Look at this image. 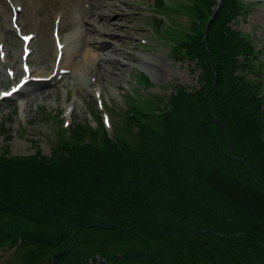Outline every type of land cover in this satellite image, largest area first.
<instances>
[{"label":"trees","instance_id":"16d2710c","mask_svg":"<svg viewBox=\"0 0 264 264\" xmlns=\"http://www.w3.org/2000/svg\"><path fill=\"white\" fill-rule=\"evenodd\" d=\"M202 45L210 65L201 74L213 86L192 99L198 107H187L191 95L178 102L182 111L177 113L180 120L174 126L178 133L174 138L183 153L173 155L172 164L183 180L177 181L167 155L152 135L145 140L156 144L149 145V155L157 166L135 167L133 171L126 165L124 183L117 178L116 164L115 169L103 173L97 156L86 158L94 163L82 173L71 170L64 174L65 195L59 194L53 181L44 184L30 174L20 176V168L17 172L0 169V176H14L0 177V188L11 206L0 215L4 219L0 223L25 216L17 207L59 216L55 207L70 205L83 212L84 221L107 225H118L114 221L121 220L123 214L134 216L133 225L157 232L149 234L151 244L181 248L195 264H264V139L253 132L248 120L252 117L246 118L232 101L239 90L229 76L233 77L238 63L232 59L234 48L226 50L225 29L213 22ZM235 54L248 57L246 51ZM196 60L201 64V56ZM94 175L99 180H93ZM41 188L46 191L40 192ZM52 191L54 195L49 196ZM63 198H68V204ZM9 230L10 236L11 227ZM26 243L32 256L55 249L44 242L37 248L35 237H28Z\"/></svg>","mask_w":264,"mask_h":264},{"label":"rangeland","instance_id":"374dc122","mask_svg":"<svg viewBox=\"0 0 264 264\" xmlns=\"http://www.w3.org/2000/svg\"><path fill=\"white\" fill-rule=\"evenodd\" d=\"M100 1L103 0H80L71 6V11L63 12L62 10L68 3L66 1L32 0L34 11L28 17V25L24 29V33L36 34V38L32 41L33 54L30 58L32 68L41 69L46 73L44 77H48L52 73V64L55 62L56 55L54 33L58 27H60L61 38H67L65 41H68L70 50L69 60L79 63L80 68L77 71L71 69V71L63 73L57 80L41 82L35 86L30 84L25 87L22 94L15 96L10 101L3 102L0 107V157L4 154H8L10 157L29 156L35 154L38 148L41 149L43 154L49 155L59 145L71 141L69 137L70 129L74 130L75 127L76 130L81 129L78 130L82 138L79 142L87 139L91 140L93 138L91 132L96 125L103 124L105 112L108 113L111 121L110 124L104 127L109 137L115 138L118 136L119 139L126 141L133 147L138 142L136 131L131 124L128 126L123 125L124 120L118 118L117 115L123 109L126 110L125 106L133 99V93L139 96L145 93V87L137 82L138 74L144 73L153 84L149 87V93L145 99L153 100L154 104L163 101L176 85L188 89L197 87L191 66L186 62L179 63L172 60L168 54L171 49L169 42L152 31L153 29L155 32H159L163 37L169 38L172 43L184 40V33L191 29V25L194 23L192 0H106L107 2H114L117 7L124 8V11L115 13L113 18L121 13L124 20L130 21L128 23L126 20L122 22V19L117 17L120 23H124L126 26L129 25L127 26L128 34L135 46L127 47L119 57L112 56L113 58L110 61L118 60L116 68L109 67L108 65L112 64L106 63V60L110 58V54L106 50L98 51L100 59L95 62L96 66L93 69L94 64L85 62L84 59L87 56V49L97 52V48L91 44L93 45L92 48L90 43L87 42L89 38L86 37L85 39V36L81 33L84 31L82 27H91V24L87 22L83 24L81 17L86 15L87 10H91L93 13L97 12L95 7L98 6ZM240 1L243 4L241 6L243 15L238 17L236 22L231 23V25L242 37L245 36L251 39L255 51L254 56L249 61L247 74L245 75L242 71L246 81L255 89L253 94L256 95L245 106L250 111L256 110L261 124L259 136L264 139V0ZM210 6L211 3L206 2L201 9L199 19L203 25L211 15ZM177 7L179 8L178 11H176ZM153 8L158 9L159 13H153ZM160 11L163 14L161 16L162 21ZM68 13L65 25L69 30H65L63 28L64 18ZM26 14L27 11L23 15L24 18ZM10 17L9 11L8 14L0 18L2 33H5L4 25L11 28ZM3 22L4 25H2ZM95 26L97 29H102L98 23H95ZM175 26L179 29L178 32H173L176 31ZM74 33H77V35ZM5 37V41H7V45L3 46L6 49L5 51L15 52L17 59L14 61L11 53L7 60L6 57L4 60L0 59V71L8 75L7 70L14 65V71L16 74L20 72V75L3 81L0 84V91L8 90L11 85L24 77L22 70L19 68L20 58H22L19 35L6 33ZM141 40L145 45L153 46V49L140 48L141 44L139 43H141ZM103 42L110 43V41ZM130 49L134 51V56L133 53L128 51ZM63 59L61 64L65 63V59ZM9 61L10 66L8 68ZM97 68L103 72L105 69L111 70L107 80L101 79L102 76L100 78L95 77L92 70H97ZM158 72L160 73L159 77ZM241 80L244 82L243 79ZM162 86L165 87L161 88ZM158 94L162 96H155ZM257 94L262 98L259 99ZM262 109L263 112L260 114ZM98 128L99 131H102L100 126ZM7 134L13 137L10 142V137L6 138ZM31 140L38 143V148L30 142ZM258 141L261 143L260 140ZM7 143L9 145H6ZM92 144L101 148L104 145V137L93 140ZM174 146L167 145L168 152L180 154L181 148L177 145L174 148ZM108 170H111L110 165ZM93 173L96 174L97 171L94 170ZM10 174L12 175V173ZM92 179L99 180V177L94 175ZM140 180L142 181L141 178ZM45 191V188H41L40 192ZM134 194L143 195L144 191H134ZM52 195H54V191L49 194V196ZM114 198L117 197L114 196ZM62 200L68 204L66 202L68 198ZM130 200L134 201L133 199ZM147 209L145 208V210ZM128 217L130 219L134 218L130 215ZM125 221L127 219H123L122 223H125ZM21 261V255L15 249L0 248V264H19ZM237 264H256V262L241 261Z\"/></svg>","mask_w":264,"mask_h":264},{"label":"bare ground","instance_id":"6f19581e","mask_svg":"<svg viewBox=\"0 0 264 264\" xmlns=\"http://www.w3.org/2000/svg\"><path fill=\"white\" fill-rule=\"evenodd\" d=\"M30 1L31 0H26V2L28 4V8L32 6L30 4ZM104 7H105V9H104ZM122 10L123 9L120 7H117L114 2H112V1L107 2L106 0H103L99 3V6L97 8V12L95 11L93 13L90 11L87 14V17H86L87 19L85 20V18H83V21H87V22L91 23V27L88 28L89 30L87 31V29H85V31H87L86 37L89 38L87 42L90 43V45L93 44L97 48V51L98 50H106L110 54V58H108L106 60V63L107 64L111 63L112 65H108V66L112 67V68H116L117 61H118V60L110 61V59L113 58L112 56H118L119 57L123 54V52L125 51V49L127 47L132 46V45L135 46L132 43L131 38L129 37L128 27L126 26V24L120 23L118 18H115V19L113 18L115 13H119ZM9 11H8L7 7H5L3 5L2 15L5 16L6 14H8ZM10 13H11V11H10ZM125 20H126V22H129V20H127V19H125ZM95 23H98L102 29H97L95 26ZM2 25H4V22L2 23ZM4 29H5L6 33L9 35H16V36L18 35L14 30L9 29L5 25H4ZM140 34H141V32H140ZM104 36H106L105 39H103ZM3 38H0V44L1 43L6 44L3 40ZM103 41H110V43L103 42ZM93 45H91L92 48H93ZM62 46H63V48L61 50V52L63 54L62 59L63 58L65 59V63L61 64L60 66H54V64H53L54 68H57V70H58V72L55 76L59 75L60 70H63V69H73V70L77 71L80 68L79 63H76V62L72 63L71 62L70 64H68L69 62H67L68 54H69L67 41H65ZM20 47L22 49V47H23L22 42L20 43ZM84 53L86 54V52H84ZM98 55H99L98 52H97V54H92V51L87 49V56L85 57L84 61L94 64V60H96ZM11 56H12V59L14 61H16V59H17L16 53L15 52L11 53ZM83 56H85V55H83ZM7 57H10V54L8 52L6 53V60H7ZM20 59H21L20 61L22 63L23 59L22 58H20ZM101 60L105 61L103 58H101ZM10 68L12 69V71H14V65L11 66ZM92 71H93V74L95 75V77L100 78L102 76L101 79H106V80L111 74V70H108V69H105L104 72L99 71L98 68H97V70H92ZM19 74H20V72H19ZM45 74L46 73L41 71V69H33L32 76H30V79H32L33 77H44ZM17 75H18V72H17ZM159 76H160V73L158 72V77ZM7 78H8V76H6L2 71H0V84H2L3 81H6ZM9 78H10V76H9ZM30 82H29V84H30ZM1 92H3V90Z\"/></svg>","mask_w":264,"mask_h":264},{"label":"snow or ice","instance_id":"6c2138e0","mask_svg":"<svg viewBox=\"0 0 264 264\" xmlns=\"http://www.w3.org/2000/svg\"><path fill=\"white\" fill-rule=\"evenodd\" d=\"M30 39H31V37H25V41H28ZM105 122L107 123V120Z\"/></svg>","mask_w":264,"mask_h":264}]
</instances>
